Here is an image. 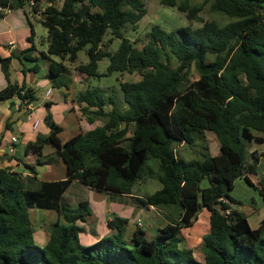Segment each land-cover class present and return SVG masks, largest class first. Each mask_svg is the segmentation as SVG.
<instances>
[{"label":"trees","instance_id":"16d2710c","mask_svg":"<svg viewBox=\"0 0 264 264\" xmlns=\"http://www.w3.org/2000/svg\"><path fill=\"white\" fill-rule=\"evenodd\" d=\"M159 1L181 13L187 10L175 0ZM204 1L232 21L169 32L154 25L147 42L137 48L124 31L128 27L136 31L147 14L143 0H62L60 7L56 0H0L1 11L21 9L27 18L25 8L30 7V14L46 29V51L41 54L49 61L47 78L53 89L70 88L73 81L63 62L74 64L80 50L88 62L77 71L86 76L100 77L98 63L105 58L108 75L140 76L137 82L119 84L124 111H105L112 98L95 88L77 94L75 103L85 120L101 125L64 143L59 139L61 127L50 114L45 116L48 135L28 143L26 153L34 155L35 165L46 164L50 158L42 156L43 148L52 147L65 165L64 180L37 182L0 169V264H264V217L258 228H250L245 215L230 207L235 201L229 196L235 180L243 177L264 201V177L257 186L246 177L255 164H247L249 145L264 142V0ZM199 9L189 10L186 19L194 20ZM107 32L111 38L105 44ZM113 39L120 41L119 47L110 53ZM162 55L168 62L175 58V68L163 62ZM7 62L0 59L4 73ZM192 67L197 78L190 82ZM13 97L23 106L35 101L33 90L25 85L0 91V102ZM207 132L217 140L216 156L209 154ZM178 145H197L201 159L184 160L174 149ZM27 167L34 173V166ZM146 179L162 187L138 201L142 206L170 208L173 218L166 226L150 239L137 227L126 240L128 221L115 217L107 223L112 235L83 246L76 222L91 215L88 203H79L73 211L61 209L62 195L71 183L130 196ZM204 179L209 184L201 188ZM32 209L55 211L65 222L50 227L42 247L33 239ZM202 209L210 216L200 263L191 250L179 247L178 236Z\"/></svg>","mask_w":264,"mask_h":264},{"label":"crops","instance_id":"0c3cea01","mask_svg":"<svg viewBox=\"0 0 264 264\" xmlns=\"http://www.w3.org/2000/svg\"><path fill=\"white\" fill-rule=\"evenodd\" d=\"M28 13L30 14V12ZM30 16L34 17L32 14ZM29 21V15L27 18L21 9L12 11H1L0 9V59L8 61L5 73L0 64V91L8 85L18 87L25 85L33 90L35 96L33 102L35 108L29 120L27 119L25 107L17 97L0 102V169H9L22 177H33L37 182L62 181L66 178L65 165L55 155V150L50 146H45L42 156L50 158L49 163L35 165L34 155L26 153L27 144L34 142L36 138L48 135L49 129L43 125L47 114H50L52 120L61 127L62 131L59 134V139L62 143L79 133H85L93 129L97 125L89 124L81 116L80 106L75 103L77 95H69L71 87L65 89L67 92L61 91L62 88L57 89L60 95H53L54 89L47 78L49 61L41 54L46 51V43L44 40L37 47L35 32L32 27L33 35L31 36V22L29 23ZM29 37L32 39L29 40ZM10 43L13 44V48L9 46ZM29 49L32 50L28 51ZM48 90L51 93L47 98L45 94L41 96L42 93H46L45 91ZM55 96L57 97L56 100L54 99ZM61 100L64 106L63 112L58 113V110L61 109L59 106L62 103ZM34 123H36V127H34ZM63 134L67 135L65 139H62ZM257 136L261 137L262 135L257 134ZM12 137L16 138L15 143H12ZM205 139L209 154L211 156L218 155V143L214 135L207 132L205 133ZM211 144L214 147V152L211 151ZM252 161H255L254 172L248 173L246 177L254 186H257L260 178L264 177V142H254L249 145L247 164L252 163ZM28 165L34 166V173H30ZM93 193L95 202L104 199L105 195L113 194L92 191L73 181L62 195L61 209L63 211H73L79 203L87 202L92 213L81 225L84 228L88 226L91 228L94 223H100V233H104L105 236L114 233L112 230L107 232L105 228H108L107 223L115 217L128 221L124 229L126 240L131 238L137 227L144 232L146 238L148 235L152 238L154 237L153 233L157 234L160 229L166 226L167 220L173 218L170 208L142 206L138 200L144 197V193L133 195V190L129 196L133 197L135 202L132 210H125V207L120 205L116 209L110 207L109 209H103L102 212L101 210L97 211L88 201ZM229 196L235 201V204H230V207L235 209V206H238L235 210L245 215L250 228H258L264 217V201L259 192L249 186L241 177L235 180ZM31 213L35 215L34 220H31L34 231L33 239L36 245L42 247L48 241L50 227L55 223L65 224V222L55 211L32 209L29 211V216ZM209 216L210 213L206 209H202L195 217L193 225L181 229L178 236L180 239L179 247L191 250L195 259L200 263L204 262V255L201 250L202 238L209 232ZM89 233L86 234L84 240L79 235L80 243L84 246L93 244L104 236L93 229H89Z\"/></svg>","mask_w":264,"mask_h":264},{"label":"rangeland","instance_id":"374dc122","mask_svg":"<svg viewBox=\"0 0 264 264\" xmlns=\"http://www.w3.org/2000/svg\"><path fill=\"white\" fill-rule=\"evenodd\" d=\"M145 4V8L147 10V14L145 17L139 22L137 25V30L133 31L132 27H128L124 31V36L126 38L131 39L134 41L136 44L135 46L137 48L142 47L148 40L147 34L149 33L150 29L152 26L157 25L161 29L169 32L172 31L176 28L184 27V26H190L193 29H196L198 27H201L204 22H216L220 26L227 24L232 21L231 18H229L226 15L220 14V13H215L211 10V2H205L204 0H175L176 6H186L187 10L185 12H179L177 7L172 8L165 6L160 3L159 0H143ZM57 7L61 6L62 0H56ZM46 6V2L41 4V9ZM195 8H200L199 11L196 14V18L192 21H188L186 19V14L189 10L195 9ZM25 12L29 15V20L32 24L33 30L35 32V44L37 47L40 46L41 42H43L46 38L47 31L46 29L37 22L34 17H31L28 12H30V7L25 8ZM110 35L107 32L106 35L104 36L103 42L106 44L107 41L110 39ZM119 40L118 39H113V41L108 45V51L110 53H114L117 51L119 47ZM54 61H60L59 58L57 57H52ZM162 61L167 63L169 66L172 68H175L176 66V60L175 58H171L170 61H166V57L162 55ZM88 62L87 56L85 54L84 50H80L77 54V61L74 64H70L68 62H63L67 75L72 79V84L71 88L69 90V95H77L79 92L84 91L86 88H95L99 91L101 95H103L106 98H112L113 104L106 103L104 106L105 111H111V110H116L117 112L119 111H124L126 108V105L123 101V95L122 92L119 88V84L122 82H137L140 80V76L137 73L133 74H128V73H112L111 75H108L107 73V68L109 65L108 59H102L98 63L97 67V73L100 77H90L86 76L79 71H77V67L80 65H84ZM24 63V61H23ZM189 81H193L197 78V73L195 69L192 67L191 71L189 73ZM63 92H67L65 88L61 89ZM46 92V91H45ZM45 93H42L41 96H43ZM53 95L59 96V92L57 89L53 90ZM55 100L57 97L55 96ZM62 101V100H61ZM60 110H58V113L61 111L63 112V101L61 103ZM78 106V105H77ZM44 107V106H43ZM125 107V108H124ZM46 109V108H44ZM80 112V111H79ZM54 113V112H53ZM52 114V113H51ZM82 116V114H81ZM83 117V116H82ZM96 125H101L100 122H95ZM43 125L45 123L43 122ZM66 134L62 135V139L66 138ZM209 143V141H208ZM212 145V144H211ZM193 148H189L186 145H178L175 146L174 149L180 157H182L184 160L188 161L191 159H201V155H199L200 148L196 146H192ZM211 151L214 152V147L212 145ZM219 152V150H218ZM156 163H152L151 165L156 169ZM208 181L207 179H204L200 187L205 188L208 186ZM146 185V186H145ZM147 187V188H146ZM161 184L154 180V179H147V180H142L141 182L137 183L134 188H133V195H138L139 193H144L146 194H153L157 190L161 189ZM144 190V191H143ZM143 191V192H142ZM75 198V197H74ZM94 193L91 194L90 198L88 199L89 203L93 205L95 210L103 211V209H109L110 207L113 209L119 208L120 205L125 207V210L133 209V206L135 204L134 198L129 197V196H120V195H105L104 199L100 200L99 202H95L94 199ZM238 208V206H235V209ZM91 210V209H90ZM243 212L246 213L244 209H242ZM248 212V210H247ZM92 213V212H91ZM34 213H31L30 218L31 220H34ZM130 220V219H129ZM82 222L78 221L76 222V225L82 229V232L79 234L80 237L84 240L86 237V234L89 233V229H93L96 232L100 233L101 232V224L100 223H94V226L91 228L88 226L84 228L81 225ZM97 228V229H96ZM108 231H110L108 228H105ZM101 235H104V233H100ZM154 236L156 235L153 233ZM90 235V233H89ZM93 234L91 233V236ZM100 235V236H101ZM108 236V235H107ZM110 236V235H109ZM106 237L105 235L102 236L100 239ZM99 239V240H100ZM147 239H150L149 235L147 236ZM91 245V244H90ZM87 245V246H90ZM84 246V245H83ZM197 254V253H196ZM199 255V254H197Z\"/></svg>","mask_w":264,"mask_h":264},{"label":"built area","instance_id":"2783aa9c","mask_svg":"<svg viewBox=\"0 0 264 264\" xmlns=\"http://www.w3.org/2000/svg\"><path fill=\"white\" fill-rule=\"evenodd\" d=\"M7 11H9V10H7ZM9 46H10L11 48L14 47L12 43H10ZM50 93H51L50 90L46 91V93H45V97L47 98V97L50 95ZM24 107H25V109H26V111H27V119L29 120L30 117H31V114L33 113L34 108H35V107H34V103H28L27 101H25V102H24ZM34 127H36V123H34ZM11 141H12V143H15V142H16V138H15V137H12V138H11Z\"/></svg>","mask_w":264,"mask_h":264},{"label":"water","instance_id":"95a60500","mask_svg":"<svg viewBox=\"0 0 264 264\" xmlns=\"http://www.w3.org/2000/svg\"><path fill=\"white\" fill-rule=\"evenodd\" d=\"M40 19L45 20V16L41 15Z\"/></svg>","mask_w":264,"mask_h":264}]
</instances>
